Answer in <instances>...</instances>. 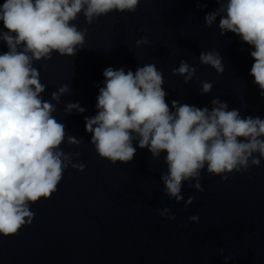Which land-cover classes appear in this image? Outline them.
Returning a JSON list of instances; mask_svg holds the SVG:
<instances>
[{"label": "water", "instance_id": "95a60500", "mask_svg": "<svg viewBox=\"0 0 264 264\" xmlns=\"http://www.w3.org/2000/svg\"><path fill=\"white\" fill-rule=\"evenodd\" d=\"M200 3L207 7H197L196 0H139L134 12L112 10L90 24L82 10L70 21L86 31L76 53L54 50L49 58L32 61L45 85L41 98L65 125L58 147L69 159L61 156L67 167L56 191L30 203L31 223L15 234H0V264H225V257H230L227 264H264V158L259 166L250 158L247 170L220 175L208 172L205 164L199 176L181 182L182 199L177 201L162 179L168 173L166 152L153 156L147 147H137V137L133 159L112 163L98 155L85 131V117L97 112L98 88L108 66L135 72L155 64L170 110L173 100L211 110V101L218 98L228 110L238 109L241 118H264V97L249 75L250 46L232 32L221 35L223 13L211 26L205 24L204 16L218 8L217 0ZM141 37L147 42L137 45ZM7 50L0 39V53ZM208 51L220 54L223 73L200 62V53ZM181 61L195 68L187 82V73L173 71ZM203 81L213 83L206 94L200 91ZM63 85L67 91L53 99ZM76 101L86 111L67 113L66 105ZM69 136L79 143H69ZM80 164L83 171L74 167ZM197 181L203 191L195 187ZM189 197L194 198L190 204ZM165 208L175 220L160 215ZM193 215L198 222L189 220Z\"/></svg>", "mask_w": 264, "mask_h": 264}, {"label": "clouds", "instance_id": "9594fccd", "mask_svg": "<svg viewBox=\"0 0 264 264\" xmlns=\"http://www.w3.org/2000/svg\"><path fill=\"white\" fill-rule=\"evenodd\" d=\"M218 8L207 12L205 24L211 26L220 15L221 35L232 32L250 46L253 59L249 75L264 97V0H217ZM139 0H4L0 4V22L6 31L0 33L7 51L0 53V234L17 233L34 213L30 203L49 198L56 191L69 157L59 149L65 138V125L52 115L54 106L41 98L45 85L33 60L49 58L55 50L61 55H74L85 41L86 31L71 24L78 13L84 12L91 23L109 11L134 12ZM196 6L206 8L196 0ZM13 33L15 35H13ZM141 37L136 43H146ZM18 46H21L18 50ZM31 53V56L28 55ZM200 62L223 73L222 57L218 52H201ZM106 67L103 86L98 88L97 112L85 117V131L91 133V143L99 156L112 163L129 162L137 147L158 156L166 152L168 173L162 177L167 194L181 200V182L200 175L207 164L210 173L220 175L241 168L247 170L251 158L259 166L264 158V118L245 116L238 109L228 110L227 102L214 98V107H197L187 103L166 102L162 88L163 75L155 64L131 69ZM174 73H187L185 82L195 72L181 61ZM212 82L203 81L201 94L208 93ZM67 91L63 85L52 98ZM82 114L86 111L79 101L69 102L65 111ZM244 139H238V138ZM69 143H79L72 136ZM259 156H253V153ZM83 171L85 165H74ZM227 180V175H222ZM203 191L199 181L195 184ZM189 197L187 203H191ZM187 206V205H186ZM175 220L165 208L160 213ZM199 221L198 215L189 217ZM223 251V250H221ZM230 257H225L227 264Z\"/></svg>", "mask_w": 264, "mask_h": 264}]
</instances>
